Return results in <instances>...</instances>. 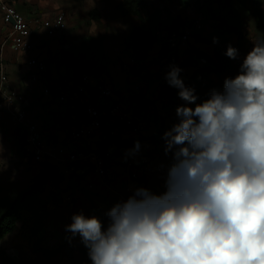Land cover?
Instances as JSON below:
<instances>
[{
	"label": "crops",
	"instance_id": "0c3cea01",
	"mask_svg": "<svg viewBox=\"0 0 264 264\" xmlns=\"http://www.w3.org/2000/svg\"><path fill=\"white\" fill-rule=\"evenodd\" d=\"M46 1L49 0H22L17 5V10L28 18L51 19L60 11L66 14L69 11L73 17L82 15L81 18L87 17L93 10H98L101 15L99 25L90 21L86 22L85 26L78 23V31L75 30L77 33L72 36H67L69 32H65L55 38L36 39L37 48L32 53L13 54L8 50L7 66L5 65L12 87L26 97L28 118L36 124L46 145L54 144L65 148L67 152H95L98 155L111 153L103 178L97 176L84 163L66 162L57 166L62 180L61 187L73 197V203L67 206H52L49 218L51 229L59 240H66L74 249L85 250L79 235L73 237L66 230V226L72 223L74 214L83 212L86 217H98L105 228L107 227V212L115 204L126 201L122 197L130 181V174L125 168L129 152L146 156L152 162L165 167L166 173L163 175L140 174L141 188L155 195H161L167 190L166 181L173 163V155L172 152H165L166 142L163 137L164 133L179 121L176 115L177 107L185 104L178 96L179 90L171 87L165 78L171 66L178 67L189 62L179 75L185 86L190 88L192 74L203 67L200 54L214 56L217 46L214 38L218 40L216 25L224 20L229 26L236 28V31L227 36L229 45L238 47L241 43L242 47L244 46V50L238 53L239 62H243L254 43L262 38L256 31L251 4L242 5L241 0H164L166 10L158 14L160 21L168 26L176 24L173 30L178 29L180 34L191 30L192 36L177 49H171L168 33L163 31L159 34V41L149 51H133L127 48V43L140 19L125 15L119 10V6L132 0H52L55 1L53 3ZM146 1L150 3V0ZM259 1L264 6V0ZM84 3L89 5L85 6ZM246 12L248 17L244 18L245 24L236 26L237 16ZM199 19L202 20L197 24ZM89 29H95L97 36H91L87 32L86 37L102 39L104 53L112 62L109 75L97 79L110 86L115 93L113 98L106 99L94 91L92 103L98 109L110 108L117 104L123 111L129 112L136 121L143 123L142 130L137 135L132 134L123 124L106 119L90 143L76 142L71 138L73 131L84 126L87 117L83 108L70 98L65 103L58 99L59 93L68 91L69 85L72 87L79 81L75 73L65 66L64 55L68 50L72 56L87 51V46L78 41L75 48L78 52H72L75 42L77 44V36ZM7 33L8 28L0 21V42ZM29 57H38L47 64L48 71L38 84L30 80L32 69L26 66ZM131 58L136 60L135 66H129ZM125 65L127 66L124 67ZM44 88L50 90L49 96L43 95ZM112 132H115V136H111ZM1 136L2 154L9 148L8 152L13 160L26 157L21 142V131L3 116ZM137 142L139 149L133 151ZM64 169L70 170V176L62 173ZM89 185H93L94 189L89 190ZM63 189L61 191L64 192ZM46 228L42 234L47 231Z\"/></svg>",
	"mask_w": 264,
	"mask_h": 264
},
{
	"label": "clouds",
	"instance_id": "9594fccd",
	"mask_svg": "<svg viewBox=\"0 0 264 264\" xmlns=\"http://www.w3.org/2000/svg\"><path fill=\"white\" fill-rule=\"evenodd\" d=\"M146 2L151 13L166 10ZM255 26L262 39L238 74L201 103L171 66L165 78L185 104L163 137L173 155L167 190L136 189L107 212L106 228L74 214L66 230L79 235L92 264H264V39ZM174 34L184 35L168 33L170 48ZM240 50L229 45L225 54L236 59Z\"/></svg>",
	"mask_w": 264,
	"mask_h": 264
},
{
	"label": "built area",
	"instance_id": "2783aa9c",
	"mask_svg": "<svg viewBox=\"0 0 264 264\" xmlns=\"http://www.w3.org/2000/svg\"><path fill=\"white\" fill-rule=\"evenodd\" d=\"M155 4L156 11H164L166 5L164 0H150ZM22 0H0V21L8 28V33L0 42V114L18 130L21 131L23 139V149L25 156L31 158L34 163L51 162L56 166H62L64 163L87 164L95 174L101 178L105 177L107 172V160L111 157L110 152H104L98 155L95 152H67L65 148L54 144L46 145L40 136V132L35 123L28 118V102L23 94L11 90L9 79L6 75L5 62L7 51L13 54L32 53L36 50L38 40L41 37L54 38L62 35L67 30L66 14L63 11L58 12L53 18L45 19L43 17L28 18L17 10V5ZM202 20V19H201ZM200 19L196 22L199 24ZM190 31L187 30L183 36L176 34L171 36L169 41L171 48L178 47L179 42L188 41ZM237 49V48H236ZM206 63V60H201ZM129 66L135 64V60L129 61ZM26 66L32 69L30 80L34 84L40 82L41 77L47 73L48 67L45 61L40 58L29 57L26 60ZM125 65L124 67H126ZM68 91L58 94L60 102L65 103L70 98L76 105L83 108L87 117V122L80 129L71 133L73 141L90 143V140L102 128L106 119H113L123 124L132 134H139L143 123L136 121L129 112L123 111L119 105L114 104L110 108H96L93 103V92L106 99L114 97L115 93L111 87L98 81L97 78L90 75H83L74 86H68ZM43 95L49 96L50 90L44 88ZM115 136V132L111 133ZM125 168L130 174V181L124 190V200L134 195L135 190L141 188L140 173L145 175H163L166 173L162 165L152 162L146 156H139L135 152H129L126 157ZM65 176H70V170H62ZM61 187V186H60ZM61 189H63L61 187ZM94 186L89 185V190ZM63 195V204L73 203V197L66 189Z\"/></svg>",
	"mask_w": 264,
	"mask_h": 264
},
{
	"label": "trees",
	"instance_id": "16d2710c",
	"mask_svg": "<svg viewBox=\"0 0 264 264\" xmlns=\"http://www.w3.org/2000/svg\"><path fill=\"white\" fill-rule=\"evenodd\" d=\"M241 3L242 5L251 4L253 6V16L257 30L264 39L263 5L259 0H241ZM119 10L125 15L136 16L140 19L139 25L132 31L127 43V48L130 50L149 51L159 41L161 32L166 31L172 34L175 31L178 33V29L173 30L176 24L171 26L163 24L156 13L150 12L148 4L144 0H132L130 3L119 6ZM89 16L91 19L100 20L101 15L98 10H93L89 13ZM216 31L218 40L214 56L209 57L200 54L201 58L207 60V65L197 69L190 79V88L195 89L194 94L198 97L196 103L208 99L212 90L222 91L225 79L234 78L242 64L237 58L231 59L225 54L229 46L227 36L236 31L235 26H229L224 20L221 24L216 25ZM83 40L87 46V51L77 56H72L70 50L66 51V55H64L65 66L75 73L78 80L83 75L96 78L108 76L112 62L104 53L103 40L93 37H86ZM239 48L243 50L241 43H239ZM188 65L189 62H185L178 67L182 70ZM192 107L194 108L195 104H192ZM21 142H23V139ZM25 159L42 167L39 183L21 191L6 189L5 194L2 192L3 187L0 186V242L13 235L18 228V224L22 223V230L24 229L25 233L24 238L32 244L34 249L40 251L42 257L47 261L54 262L66 255L72 256L74 250L68 242V244L64 242L62 246L53 250L42 249L38 242L39 235L47 227L51 215L50 207L58 203L53 196L56 189L60 190L61 180L57 166L48 161L34 163L28 157L22 160ZM45 192L49 193L53 200H44ZM0 262L2 264H21L9 256L3 247H0Z\"/></svg>",
	"mask_w": 264,
	"mask_h": 264
},
{
	"label": "rangeland",
	"instance_id": "374dc122",
	"mask_svg": "<svg viewBox=\"0 0 264 264\" xmlns=\"http://www.w3.org/2000/svg\"><path fill=\"white\" fill-rule=\"evenodd\" d=\"M85 1L86 0H84V2ZM53 2L55 1H52V0L46 1V3H53ZM84 5L88 6L89 4L84 3ZM66 15H67L66 22L68 24L66 32H69L67 36H72L73 33L78 31L77 29L78 23L85 26V23L86 22L88 23L89 21L92 23H96L98 25L100 22L99 20L91 19L89 15L87 17L83 16L82 18H81L82 15H75V17H73L71 12L69 11ZM245 17H248L247 12L244 14L238 15L235 25L240 26V25L245 24V20H244ZM103 21L105 22L104 19ZM87 32H89L90 33L89 35L91 36H95V35L97 36V31H95V29H89L86 32H82L79 36H77V44L76 42L74 44L75 46H74V49L72 50L74 54L78 52V50L75 49L77 48L78 41H80L81 44H85V42H83V39L86 38V36H88ZM69 38L71 39V37ZM51 41H53V39ZM106 42L108 43V41ZM53 51L56 53L55 48H53ZM5 65L7 66V62H5ZM6 75L8 76L7 71H6ZM8 79H9V76H8ZM9 87L11 90L17 91L15 88L12 87L10 79H9ZM2 116L3 115L0 114V128L2 124ZM3 118L6 119V117L4 116ZM1 138L2 136L0 137V186L5 188V189L2 188L3 194L6 193V189L21 191L24 189H29L32 186L38 184L39 179H40V173L42 171V167L38 165H34L33 163H31L30 160H27V159H25L24 161L22 159H21L22 161L13 160L11 158L10 152H8L9 148L7 151L3 152L2 154V139ZM64 193L65 191L63 192L57 189L55 193L53 192L54 198H56V200L58 201L57 205L55 206L57 207H60L62 205L64 206L63 204ZM43 199L48 201L52 199V196L49 193L45 192ZM50 210L52 213V210H53L52 206L50 207ZM22 226L23 224L19 223L18 228L15 231V233L11 236H8L4 241L0 242V247L5 248L9 256H11L17 262H20L21 264H90L91 263L87 248L85 250L77 249V248L74 249L72 246L71 247L74 250L72 256L66 255L63 258L58 259L54 262L47 261L45 258L42 257L41 252L40 251L38 252L37 249H34L32 244H30L29 241H27L24 238L25 233H24V229L22 230ZM46 229L47 231L44 234L41 233L38 237V242L41 245L42 249L53 250L57 247L62 246L64 242L67 243L66 240L61 241L59 240V238L53 235V231L51 229V224L49 220H48ZM0 264L2 263L0 262Z\"/></svg>",
	"mask_w": 264,
	"mask_h": 264
}]
</instances>
